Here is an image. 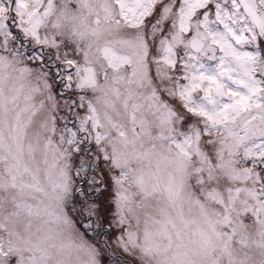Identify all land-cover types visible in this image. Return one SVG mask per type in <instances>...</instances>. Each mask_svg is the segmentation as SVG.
Listing matches in <instances>:
<instances>
[{
  "label": "snow or ice",
  "instance_id": "1",
  "mask_svg": "<svg viewBox=\"0 0 264 264\" xmlns=\"http://www.w3.org/2000/svg\"><path fill=\"white\" fill-rule=\"evenodd\" d=\"M0 264H264V0H0Z\"/></svg>",
  "mask_w": 264,
  "mask_h": 264
}]
</instances>
